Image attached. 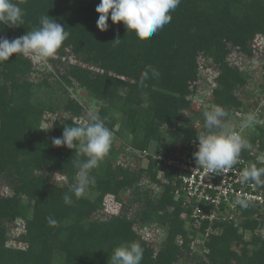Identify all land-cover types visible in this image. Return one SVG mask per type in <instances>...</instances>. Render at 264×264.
<instances>
[{"label": "trees", "instance_id": "trees-1", "mask_svg": "<svg viewBox=\"0 0 264 264\" xmlns=\"http://www.w3.org/2000/svg\"><path fill=\"white\" fill-rule=\"evenodd\" d=\"M12 2L24 22L0 24V37L23 36L44 15L69 36L46 61L49 72L20 54L0 62V188L10 191H0V264H111L113 250L132 242L143 249L140 264H264V214L257 211L263 205L238 206V219L245 221L215 220L209 232L206 220L196 229V202L178 196L177 170L158 160L198 146L204 115L194 111L193 99L209 85L214 105L228 113L226 122L237 114L255 116L258 130L250 145L258 143L259 153L245 148L240 155L264 168V108L258 99L247 106L237 94L248 87L243 67L257 58L256 41L264 36V0H181L169 13L171 22L144 41L110 19L101 32L95 11L100 0ZM117 36L120 42L112 43ZM148 66L159 76L149 71L140 86ZM92 115L112 131L113 142L90 172L95 183L77 198L71 191L77 162L86 157L52 140L65 125L86 126ZM56 179L66 184L60 187ZM110 199L121 205L111 215L105 212ZM151 227L163 234L159 247L146 239L150 231L139 230ZM249 234L252 240L245 241Z\"/></svg>", "mask_w": 264, "mask_h": 264}, {"label": "clouds", "instance_id": "clouds-1", "mask_svg": "<svg viewBox=\"0 0 264 264\" xmlns=\"http://www.w3.org/2000/svg\"><path fill=\"white\" fill-rule=\"evenodd\" d=\"M181 0H100L95 11L99 14L97 28L107 31L109 19L113 24L123 22L127 31L135 33L140 41L154 36L158 30L171 22L170 12L174 11ZM23 11L12 0H0V24L17 27L23 24ZM69 33L64 26L48 15L40 18V26L25 35L13 40L0 37V62L9 61L13 54H20L34 62L47 61L55 56L57 51L68 38ZM117 38L112 43H119ZM149 71L153 77H158L159 72L148 66L140 76V86L149 78ZM204 115L205 132L198 136V150L194 153V160L198 167L209 174L226 172L237 163L242 149L251 145L242 136V131L253 126L255 116L248 114L240 124V132L233 130L225 118L228 113L220 106H213ZM91 122L86 126L65 125L62 136L54 138V146H66L69 149H78V154H83L86 159L77 162V184L71 190L79 198L85 189L95 183V178L90 175L92 169L99 166L108 154L113 133L104 124L99 115H92ZM264 168L251 166L240 174V182H255L264 185ZM65 204H71L72 198L65 194ZM236 203L246 208L248 201L237 198ZM50 226H55L57 221L48 218ZM143 259V249L135 242L122 244L113 250L111 264H140Z\"/></svg>", "mask_w": 264, "mask_h": 264}, {"label": "rangeland", "instance_id": "rangeland-1", "mask_svg": "<svg viewBox=\"0 0 264 264\" xmlns=\"http://www.w3.org/2000/svg\"><path fill=\"white\" fill-rule=\"evenodd\" d=\"M256 44H257V58L254 59V58H250L251 60H246L245 61V64H244V67H243V73L246 77H248L250 80V82L248 83V87L243 88L241 89V91L237 92V94L243 98L245 104L247 106L249 105H254V101L258 99V101H260V109L261 108H264V89L263 88H260V84H262L263 82V75H264V68H263V65H264V62H263V59H264V36H261L259 38H257V41H256ZM39 68L40 70H47L48 72L51 71L53 69V67H51V65H48L49 62H46V61H42V62H34ZM48 74V73H47ZM52 80V79H51ZM210 80V81H209ZM211 80H212V76L211 74L209 75L208 77V80H205V82H208V84L210 83L211 84ZM213 83V82H212ZM212 88L215 87V85H211ZM206 87L208 88H205V86H202V88L198 89V94L194 97L193 99V102H194V111L200 113V114H203L205 111L207 110H211V108L214 105L213 103V99H212V96H211V93H212V90L209 85H206ZM76 91H73V94L75 95ZM82 98V100H81ZM80 100L81 102H86L85 101V97L83 98L82 96H80ZM92 104V103H91ZM94 105V103L92 104ZM187 117L190 116V117H193L194 114L193 113H186L185 114ZM58 116V115H57ZM56 116V118H57ZM61 115H59L60 117ZM246 118V116H242L241 114H237V115H234L231 117V125L233 127V130L235 131H238L240 132V124L241 122ZM193 120V118H192ZM263 122H262V125L264 127V118L262 119ZM47 126L48 127H51L52 123H53V119H51V121L48 119L47 120ZM195 129H197L198 131H201L202 130V126L200 125H194ZM258 130V128L256 126H254V123H253V126L247 128V129H244L242 131V136L248 141V143L250 144V142L252 141V136H253V133H255L256 131ZM170 135V133L168 134V136ZM170 138V137H169ZM170 140V139H168ZM172 142L168 141V144H170ZM121 145V141L118 140L117 141V146L119 147ZM258 143L256 144V147L254 148L252 145L250 148H246V150H251L252 153L256 156L259 151H258ZM143 166L144 167H147L148 166V162H144L143 163ZM263 177V176H262ZM261 177V179H262ZM264 180V177L263 179ZM55 183L62 187L66 184V180L65 179H56L55 180ZM6 185H3L1 188H0V191L4 193V195H7L8 192H10L9 190L8 191H4L3 188L5 187ZM261 190L263 191L264 193V185H261ZM6 190V189H5ZM10 194V193H9ZM180 196V194L178 195ZM123 201H126L124 205L127 204V200L126 198L123 197ZM240 205H236L234 204L233 207H227V206H224L222 208H209L207 210H203V211H199V214H198V217H194V220L196 221L195 223V228H199V225H201V222L203 221H206L208 220L210 222V227L208 229L209 232H213V224L212 222L217 220V221H225L226 218L230 219V220H233V221H245L246 219L245 218H241V219H238V215L241 214V210L239 209L240 207H238ZM264 206V204H263ZM119 208H121V205L119 204H116L113 202L112 199L108 200V203H107V207H106V213L107 214H113V213H116ZM263 207H259V209L257 210L258 213H262L264 214V211H263ZM232 212V213H231ZM228 215H227V214ZM193 214H194V211H193ZM205 214V215H204ZM200 215V216H199ZM220 215H222V217H220ZM230 216V217H229ZM261 220V219H260ZM141 232H143V230H147V231H150L148 233V235L146 236L147 240L149 242H151L152 244H156L158 245L159 247V244L162 243V232L160 230H158L156 227H151V228H140L139 229ZM240 230H242V228L240 227ZM259 231L261 229H258ZM258 232V231H257ZM162 234V235H161ZM252 240V237H251V234L247 235L245 237V241H250ZM240 247H237L236 249H239Z\"/></svg>", "mask_w": 264, "mask_h": 264}, {"label": "built area", "instance_id": "built-area-1", "mask_svg": "<svg viewBox=\"0 0 264 264\" xmlns=\"http://www.w3.org/2000/svg\"><path fill=\"white\" fill-rule=\"evenodd\" d=\"M197 150L198 146H195L176 159L158 157V160L164 161L177 170L175 183H179L180 186L177 193L182 192L196 202L193 218H197L199 211H203L204 208L233 207L234 204L237 205L238 197L246 199L248 204H264L261 185L252 181L240 182L241 172L252 166L248 160L240 155L231 169L222 173L209 174L196 165L194 153Z\"/></svg>", "mask_w": 264, "mask_h": 264}]
</instances>
